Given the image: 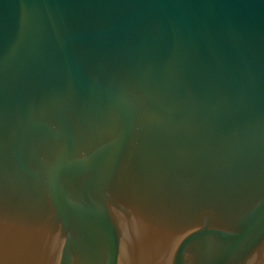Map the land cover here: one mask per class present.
I'll list each match as a JSON object with an SVG mask.
<instances>
[{
	"label": "water",
	"instance_id": "95a60500",
	"mask_svg": "<svg viewBox=\"0 0 264 264\" xmlns=\"http://www.w3.org/2000/svg\"><path fill=\"white\" fill-rule=\"evenodd\" d=\"M0 264H264V0H0Z\"/></svg>",
	"mask_w": 264,
	"mask_h": 264
}]
</instances>
